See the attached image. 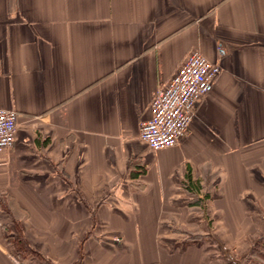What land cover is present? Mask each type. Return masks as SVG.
I'll return each instance as SVG.
<instances>
[{
  "label": "crops",
  "instance_id": "1",
  "mask_svg": "<svg viewBox=\"0 0 264 264\" xmlns=\"http://www.w3.org/2000/svg\"><path fill=\"white\" fill-rule=\"evenodd\" d=\"M194 49L221 70L179 143L152 150L140 123ZM0 107L17 113L0 264L249 258L264 229V0H0Z\"/></svg>",
  "mask_w": 264,
  "mask_h": 264
},
{
  "label": "built area",
  "instance_id": "2",
  "mask_svg": "<svg viewBox=\"0 0 264 264\" xmlns=\"http://www.w3.org/2000/svg\"><path fill=\"white\" fill-rule=\"evenodd\" d=\"M218 63L189 51L173 75L156 88L151 115L140 123L139 139L152 150L173 147L188 132L196 105L220 72ZM17 130V113L0 107V150L9 149Z\"/></svg>",
  "mask_w": 264,
  "mask_h": 264
},
{
  "label": "rangeland",
  "instance_id": "3",
  "mask_svg": "<svg viewBox=\"0 0 264 264\" xmlns=\"http://www.w3.org/2000/svg\"><path fill=\"white\" fill-rule=\"evenodd\" d=\"M247 198H249L251 200V198L249 196H247ZM6 209H3L1 210L0 209V219L1 221H9L11 219L10 215L8 212H5ZM264 231V229L260 230L258 233L252 235L248 240H249V248L251 247V244L255 241V239H257V237H259V235ZM190 236H194L192 234H189ZM264 241V240H263ZM262 241V242H263ZM232 250L233 249V244H232ZM260 249L261 251H264V246H260ZM250 250V249H249ZM247 252V251H246ZM246 254V253H245ZM229 256H231L233 259L237 258L236 256H234L233 254H229ZM236 260V259H235ZM250 260H254V261H257V262H263L264 263V260L259 258V257H256L255 255H252L251 257L249 256V258H247V256L245 258H241L239 260V264H249V261Z\"/></svg>",
  "mask_w": 264,
  "mask_h": 264
},
{
  "label": "trees",
  "instance_id": "4",
  "mask_svg": "<svg viewBox=\"0 0 264 264\" xmlns=\"http://www.w3.org/2000/svg\"><path fill=\"white\" fill-rule=\"evenodd\" d=\"M264 231L255 239V241L251 244L249 250V256L255 255L264 260V251H261L260 246H264ZM263 241V242H262Z\"/></svg>",
  "mask_w": 264,
  "mask_h": 264
}]
</instances>
